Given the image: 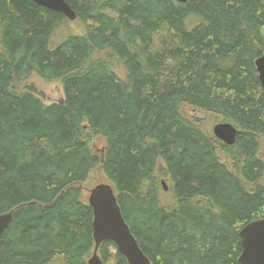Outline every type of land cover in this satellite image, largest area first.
I'll list each match as a JSON object with an SVG mask.
<instances>
[{"label": "trees", "instance_id": "16d2710c", "mask_svg": "<svg viewBox=\"0 0 264 264\" xmlns=\"http://www.w3.org/2000/svg\"><path fill=\"white\" fill-rule=\"evenodd\" d=\"M65 1L83 29L55 44L64 14L0 0V214H14L0 264H88L94 214L82 184L99 167L151 264H239L240 230L264 219L255 64L264 0ZM32 74L61 80L64 101L46 104L34 87L14 86ZM181 104L231 122L235 144ZM84 123L103 138L101 154ZM99 253L105 264H129L113 242Z\"/></svg>", "mask_w": 264, "mask_h": 264}, {"label": "water", "instance_id": "95a60500", "mask_svg": "<svg viewBox=\"0 0 264 264\" xmlns=\"http://www.w3.org/2000/svg\"><path fill=\"white\" fill-rule=\"evenodd\" d=\"M50 10L60 12L74 21L77 14L65 0H32ZM186 3L189 0H176ZM256 67L260 82L264 88V54L257 58ZM213 134L227 145H234L238 129L229 122L214 126ZM164 184V189L167 187ZM88 203L93 209L94 249L88 264H105L100 256V247L105 242H113L117 250L129 264H151V260L141 249L135 235L126 221L115 187L110 183H98L88 192ZM14 220L13 211L0 214V237ZM242 253L239 264H264V219L252 221L245 225L239 233Z\"/></svg>", "mask_w": 264, "mask_h": 264}, {"label": "rangeland", "instance_id": "374dc122", "mask_svg": "<svg viewBox=\"0 0 264 264\" xmlns=\"http://www.w3.org/2000/svg\"><path fill=\"white\" fill-rule=\"evenodd\" d=\"M82 29H83V25L79 21L68 20L67 23H65L64 25L56 29L52 41L55 44H58L66 34H69L70 32H81ZM53 42L52 44H54ZM107 57H108L107 52H97L94 56L95 59L107 58ZM113 68L120 77L122 78L126 77V68L122 63H120L117 60H114ZM14 86L19 91H23L29 86L34 87L37 90L41 99L46 104L62 102L65 99V94H64L63 85H62L61 80L47 82L43 80L41 77H39L37 74H32L27 81H24V82L16 81L14 83ZM181 111L189 118H192V120H195V117H200L202 119L201 126L206 131H209L211 133H213V128L215 125L219 123H223L222 118L220 116L211 114V113L209 114V113H201L199 111H195L191 107L187 106L186 104H181ZM84 125H85V128H84L85 138L89 141V144L92 146V149L98 154H101L105 146L103 138L92 135L87 127V123H84ZM260 155H261V158L264 160V144L263 143L261 144ZM102 182L109 183V180L106 178V175L104 171L102 170V168L99 167L95 169L91 173L90 178L82 184L84 198L88 200L89 190L93 188L96 184L102 183ZM163 182H165V185L167 187V180L162 179L161 181L163 188H165ZM261 183L264 184V177L262 178ZM167 190H168V187H167ZM165 198L169 199L170 196L166 195ZM113 262L111 264H113ZM50 264H64V259L62 257H56Z\"/></svg>", "mask_w": 264, "mask_h": 264}, {"label": "bare ground", "instance_id": "6f19581e", "mask_svg": "<svg viewBox=\"0 0 264 264\" xmlns=\"http://www.w3.org/2000/svg\"><path fill=\"white\" fill-rule=\"evenodd\" d=\"M43 102V101H42ZM231 123V122H230ZM258 158V157H257ZM264 175V174H263ZM264 177V176H263ZM262 179V178H261ZM10 227V226H9Z\"/></svg>", "mask_w": 264, "mask_h": 264}]
</instances>
